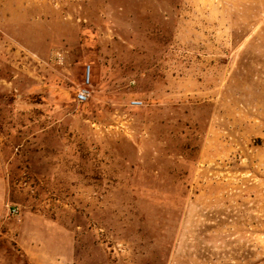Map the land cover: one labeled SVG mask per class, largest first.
<instances>
[{
    "label": "rangeland",
    "instance_id": "1",
    "mask_svg": "<svg viewBox=\"0 0 264 264\" xmlns=\"http://www.w3.org/2000/svg\"><path fill=\"white\" fill-rule=\"evenodd\" d=\"M0 264H264V0H0Z\"/></svg>",
    "mask_w": 264,
    "mask_h": 264
},
{
    "label": "built area",
    "instance_id": "2",
    "mask_svg": "<svg viewBox=\"0 0 264 264\" xmlns=\"http://www.w3.org/2000/svg\"><path fill=\"white\" fill-rule=\"evenodd\" d=\"M58 56H59V54H58ZM87 72H89V69ZM88 95H89V92L87 91V89L81 88L78 90V92L76 94V99L78 102H84L85 100H87ZM132 103L138 104L140 102L139 101H132Z\"/></svg>",
    "mask_w": 264,
    "mask_h": 264
},
{
    "label": "bare ground",
    "instance_id": "3",
    "mask_svg": "<svg viewBox=\"0 0 264 264\" xmlns=\"http://www.w3.org/2000/svg\"><path fill=\"white\" fill-rule=\"evenodd\" d=\"M88 74H89V72H88Z\"/></svg>",
    "mask_w": 264,
    "mask_h": 264
}]
</instances>
